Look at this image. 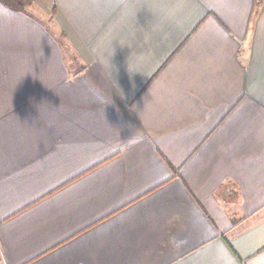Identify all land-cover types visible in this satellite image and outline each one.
<instances>
[{
	"label": "crops",
	"instance_id": "1",
	"mask_svg": "<svg viewBox=\"0 0 264 264\" xmlns=\"http://www.w3.org/2000/svg\"><path fill=\"white\" fill-rule=\"evenodd\" d=\"M41 2L0 3V264H264V0Z\"/></svg>",
	"mask_w": 264,
	"mask_h": 264
},
{
	"label": "rangeland",
	"instance_id": "2",
	"mask_svg": "<svg viewBox=\"0 0 264 264\" xmlns=\"http://www.w3.org/2000/svg\"><path fill=\"white\" fill-rule=\"evenodd\" d=\"M32 4L31 6L27 9V11L31 14H33L34 16H36V18H40L41 20H43L44 22L47 23L48 26H50L51 28L53 27V18L50 16V15H45V11H44V3L41 2V0H32ZM51 17V18H50ZM51 20V21H50ZM60 36V35H59ZM58 36V37H59ZM60 41L61 42H64L66 43V41L63 40V38L60 36L59 37ZM63 43V44H64ZM65 45V44H64ZM65 52H66V55L68 56V59H69V64H72L70 66H74L77 64V66L79 67V64L76 62L77 58H76V55L75 53H73L71 51V49H69V47L67 46V43H66V46H65ZM75 63V64H74ZM74 64V65H73Z\"/></svg>",
	"mask_w": 264,
	"mask_h": 264
},
{
	"label": "trees",
	"instance_id": "3",
	"mask_svg": "<svg viewBox=\"0 0 264 264\" xmlns=\"http://www.w3.org/2000/svg\"><path fill=\"white\" fill-rule=\"evenodd\" d=\"M32 0H0V3L5 7L12 9L16 12H27V9L31 6Z\"/></svg>",
	"mask_w": 264,
	"mask_h": 264
}]
</instances>
